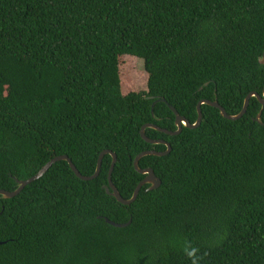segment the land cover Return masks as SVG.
Here are the masks:
<instances>
[{
  "label": "trees",
  "instance_id": "trees-1",
  "mask_svg": "<svg viewBox=\"0 0 264 264\" xmlns=\"http://www.w3.org/2000/svg\"><path fill=\"white\" fill-rule=\"evenodd\" d=\"M263 53L264 0H0V189L63 155L91 176L110 150L130 199L135 156L166 150L141 126L176 129L152 102L191 123L200 99L236 115L262 94ZM125 56L143 61L145 90L123 84ZM201 111L176 135L145 128L171 150L139 160L161 184L129 205L104 188L110 154L92 180L58 161L0 195V264H264V107Z\"/></svg>",
  "mask_w": 264,
  "mask_h": 264
},
{
  "label": "water",
  "instance_id": "water-1",
  "mask_svg": "<svg viewBox=\"0 0 264 264\" xmlns=\"http://www.w3.org/2000/svg\"><path fill=\"white\" fill-rule=\"evenodd\" d=\"M259 61H260V63L262 65H264V53H263V55H262V57L260 58ZM252 97H255L257 99V101L261 105V108L264 107V87H263L261 95H259L256 92H250V93H248L246 95V97L244 98V101H243V106H242L240 112L238 114H236V115H228L225 112V110L219 105V103L217 102L216 99L215 100L200 99L197 102V104H196L197 117H196L195 121L192 122V123L189 122V120L187 118H185L184 116H181L177 112V110L173 106L169 105L163 98L162 99H157L154 102H152V104H151V112L152 113H153V106H154V104L156 102L162 101V102H165L167 104V106L170 108V110L173 112V114L175 116V121L174 122H175L176 129L175 130L163 129V128L157 127L154 124H144L143 126H141L140 136L146 142L151 143V144L163 143L166 146V150H164V151L147 150V151H143V152L139 153L137 156H135L134 162H133L134 168L136 169L137 172H139L141 174H145V178L137 185V187L135 188L134 193H133V195H132V197L130 199H124L121 196V194L119 193V191L115 188V186H114V184L112 182L111 175H112V171L114 169L115 163L117 161V156H116L115 153H113L110 150H104V151H102L100 153L98 161H97V167H96L95 173L93 175H91V176H83V175H81V173L77 170V168L72 163L70 158H68L67 156H65V155L57 156V157L53 158L52 160H50L36 174H34L33 176L29 177L28 179H24V180L16 179V181L18 183V187L15 190L8 191V190L0 189V195L3 198H11V197L17 195L23 189V187L25 185H27L28 183L32 182L33 180H35V179H37L39 177H42L48 171V169L54 163H56L58 161H66V162H68V164L71 167L72 171L74 172V174L79 179L84 180V181L92 180V179L96 178L99 175V173H100L101 163H102V159H103L104 155L105 154H110L112 156V163H111V167H110L109 172H108V185H105L104 188H105L106 192L108 194L114 196L118 202H120V203H122L124 205H129V204H131L132 202L135 201V199L137 198V196L139 194V191H140V189H141V187L143 185L149 184L148 190H152V189H155V188L159 187L160 184H161V180L156 176V174L154 173L152 168L141 169L139 167V160L143 156H146V155L163 156V155L168 154L170 152V150H171V145H170L169 142L164 141V140H153V139L148 138L145 135V128H147V127L156 128V129H158V130H160V131H162V132H164V133H166L168 135L179 134L181 132L183 126H185L187 128H196L201 123V120H202V111H201V105L202 104H208V105L217 107L219 112H220V115L222 117H224L225 119L238 120L239 118H241L245 114L247 106H248L249 99L252 98ZM260 115H261V111L257 114L255 120L257 121V123L263 124L261 122ZM106 221L108 223H110L111 225L115 226V227H125L126 225H128V223L119 224V223L110 221L109 219H106Z\"/></svg>",
  "mask_w": 264,
  "mask_h": 264
},
{
  "label": "rangeland",
  "instance_id": "rangeland-1",
  "mask_svg": "<svg viewBox=\"0 0 264 264\" xmlns=\"http://www.w3.org/2000/svg\"><path fill=\"white\" fill-rule=\"evenodd\" d=\"M122 70L126 75L122 74L123 84L131 86L132 90H145L147 73L140 58L125 56L121 58Z\"/></svg>",
  "mask_w": 264,
  "mask_h": 264
}]
</instances>
